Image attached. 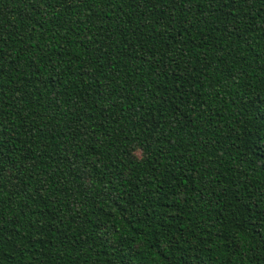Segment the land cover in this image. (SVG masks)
<instances>
[{
    "label": "trees",
    "instance_id": "obj_1",
    "mask_svg": "<svg viewBox=\"0 0 264 264\" xmlns=\"http://www.w3.org/2000/svg\"><path fill=\"white\" fill-rule=\"evenodd\" d=\"M0 264H264V0H0Z\"/></svg>",
    "mask_w": 264,
    "mask_h": 264
}]
</instances>
